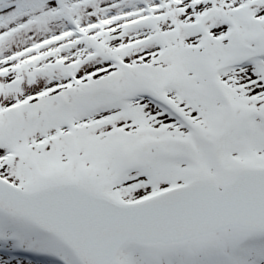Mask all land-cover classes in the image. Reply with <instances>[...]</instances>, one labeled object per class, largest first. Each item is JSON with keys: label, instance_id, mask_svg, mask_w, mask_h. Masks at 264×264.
I'll return each mask as SVG.
<instances>
[{"label": "snow or ice", "instance_id": "snow-or-ice-1", "mask_svg": "<svg viewBox=\"0 0 264 264\" xmlns=\"http://www.w3.org/2000/svg\"><path fill=\"white\" fill-rule=\"evenodd\" d=\"M0 264H264V0H0Z\"/></svg>", "mask_w": 264, "mask_h": 264}]
</instances>
